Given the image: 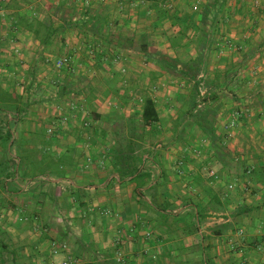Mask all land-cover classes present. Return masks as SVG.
Wrapping results in <instances>:
<instances>
[{
    "label": "crops",
    "instance_id": "crops-1",
    "mask_svg": "<svg viewBox=\"0 0 264 264\" xmlns=\"http://www.w3.org/2000/svg\"><path fill=\"white\" fill-rule=\"evenodd\" d=\"M106 1L79 16L72 1L47 0L51 12L71 17L53 22L54 55L14 23L11 34L0 31V87L18 100L0 103V264L59 256L80 264H264V172H256L264 164V0ZM7 38L22 40L9 48ZM61 54L70 57L66 72L51 80L37 72L39 58ZM97 69L104 79L93 78ZM196 80L205 93L190 113L187 87ZM54 87L66 111L49 124ZM146 94L159 117L148 125L140 118ZM120 96L125 103L111 104ZM244 107L249 115L229 126ZM175 127L193 137L175 141ZM165 129L178 144L139 140ZM69 131L80 138L67 141ZM116 131L133 134L125 138L135 141L131 157L115 159L111 149L127 144L104 141ZM133 154L134 179L117 168L134 163Z\"/></svg>",
    "mask_w": 264,
    "mask_h": 264
},
{
    "label": "rangeland",
    "instance_id": "rangeland-1",
    "mask_svg": "<svg viewBox=\"0 0 264 264\" xmlns=\"http://www.w3.org/2000/svg\"><path fill=\"white\" fill-rule=\"evenodd\" d=\"M70 1H72V4H75V6L77 8V11H75V12H76V15H79V16H81L82 13H85V11H84L85 8H87L88 11H90V8H92V10L93 9L94 10H96V9L99 10V8L103 9L102 8V5L107 2L106 0H87L88 2H86V0H74V1L73 0H70ZM46 2H47V0H46ZM46 2L45 1L41 2V0H39V1L38 0H0V31L3 32V34H4V32H6V33L8 32L9 34H11V32H10V30H12V27L11 26H12V24L15 21V18L17 16H34V18H36V19H40L42 17L43 20H45L48 17V20L46 22H48V23H53L54 22L55 24H59L60 21H63L64 23L71 22V19H70L71 17H69V15L66 14L68 10H64V11L62 10V12L59 10V11H57L54 14V12H51L50 11L51 8H52V5L50 4L47 7V5L45 4ZM47 3H51V2H47ZM47 12H48V15L46 14ZM50 13L54 15L53 20L51 18H49ZM59 18H62V19H59ZM71 27H72V29L75 28V30L78 29V28H80V26L79 27L78 26H75L74 28H73V26H71ZM71 27H69V28L71 29ZM55 39H56V37H55ZM21 40H22V38H19V39L17 38V41L8 39L7 41H9L10 43H8L7 45H9V48H11L12 46H14V44L17 47L19 44H16L15 42H18V41L20 42ZM5 52L10 53L9 51H5ZM15 52H16L15 54H17V50H15ZM56 53H57V51H56ZM56 53H54V54H56ZM10 55H11V53H10ZM59 56H66V55L65 54H61ZM213 56H215V54H213ZM55 57H57V56L50 57V59H48V61H46V62H43L41 60L42 58H39L38 59L40 61H39V65H38L37 72L40 75H42V76H43V72H45L46 75H44V76H47L49 78V80H51L52 76H55L57 73L63 74V72L64 71L66 72L67 71L66 69L68 68V65H63V66L58 67V68L55 67V65H54V59H55ZM28 58L30 59L31 57L29 56ZM18 60H19V58H18ZM84 71L85 70H82L81 72H84ZM190 71H191V73L194 74V72L197 71V69H194L193 67H191ZM198 71L199 72H203V65H200ZM95 72H96V75L93 76V78H95V79H97V78L104 79L105 74H103L102 71H100V70L97 69ZM126 72L127 71H125L123 74L125 75ZM84 73H86V71ZM116 73H117V76L120 75V74L123 75L122 73H120L119 69L118 70L116 69L112 74H116ZM67 75H69V74H67ZM87 76L88 75L82 74V77H84V78H87ZM113 76H115V75H113ZM132 77H133V75H132ZM193 86H194V83L190 87H187V89L190 91L187 94H189V95L192 94V92H193L192 91ZM129 88L131 89L132 92H134L136 90H139V88L137 87L136 84L130 85ZM198 89H199L198 95L201 93V91H202L203 94L205 93L203 84L198 83ZM163 92L166 93V91H163ZM55 93H56L55 87L53 89H50L49 88V90H48V96H47V98L49 100V102L47 104L48 105L47 114H48V120H49L48 123L49 124L51 123L50 121L54 117H56V116L59 117L60 114H62L64 111H66V108L63 107V106H60L61 103L60 102H57L58 100H56V98L58 97V95L57 94L55 95ZM110 101H111V104L115 103V105H118L117 103H125L124 98L121 97V96L119 97V100L118 99L116 100L113 97V99H111ZM56 103L59 104L58 105L59 107H56L55 106ZM104 103H102L103 106H105ZM130 104H131L130 106H127L128 109L132 110V112L135 113L136 110H137L136 109V103H134V101H132ZM176 104H177V105H175V108L177 109L176 111L181 112V110H184V109H182L183 108L182 105L179 106V104H181V103L178 102ZM201 108H202V106H201ZM249 113H250V111H249ZM238 119H239V117H238ZM181 122H183V121H181ZM166 123L167 122H165L164 124H166ZM182 124L183 125H186L185 128L187 127V124L186 123L183 122ZM152 131L153 132L147 134L146 137L143 136V138H142V136H141L139 140L140 141H143V144H174L175 143V142L170 141L171 134L168 131H166V129L163 132L161 130H159L158 132H156V130H152ZM54 133L55 132H54L53 129L47 131L48 136L51 137V138H54V136H53ZM132 135L133 134H131V133L130 134H126V133L121 132V131H119V132L116 131V132L108 133L107 134V137L104 136L103 139H104V141L107 144H109V143L110 144L111 143L119 144V142H121V144H127L126 139H125L126 136L132 137ZM68 136L69 137L71 136V137L69 138ZM180 136H181V138H183L182 141H185L186 142V140H188L191 137H193V134H191V133H189V134L186 133L185 134V131L184 132L182 131V133L180 134ZM66 137H67V141H68V139H69V141L70 140L72 141L73 140V137L74 138L76 137V141L80 138V136H76V133H72L70 131H69V134L67 133V136ZM172 137L174 139V135H172ZM96 139H97L98 144L102 142L100 139H98V138H96ZM109 140H111V142H109ZM104 141L102 143L105 144ZM86 142H87V140H86ZM245 142L249 143L248 141H245ZM252 142H253V140H252ZM78 143L79 144H82V143L84 144L85 142L84 141L82 142L80 140V141H78ZM134 143H135V141H134ZM137 144H141V143H137ZM175 144H178V143H175ZM179 144H183V143L182 142H179ZM186 144H188V143H186ZM203 144H206V143L203 142ZM48 169H49V172H51L52 170H53L52 172H56L55 168L53 166H51V165H48ZM50 169H52V170L50 171ZM43 249H47V248H43ZM62 249L65 250V247L62 246ZM60 257H62V256L57 257V259H55V260H61V259H59ZM48 259H51V258H47V257L37 258L36 260L29 262V264H41V263H43L44 261H46ZM16 264H21V262H17ZM70 264H80V263L71 261Z\"/></svg>",
    "mask_w": 264,
    "mask_h": 264
},
{
    "label": "trees",
    "instance_id": "trees-1",
    "mask_svg": "<svg viewBox=\"0 0 264 264\" xmlns=\"http://www.w3.org/2000/svg\"><path fill=\"white\" fill-rule=\"evenodd\" d=\"M15 26L21 27L23 30L31 32L33 34V37L38 40L40 44L44 46V49L50 53L54 54L56 53V44L54 43V38L55 35L59 32V28L55 27L53 23H47L44 20L41 19H36L34 16H17L15 18V21L13 22ZM195 78V74L192 76ZM198 83L199 81L196 80L194 83V86L192 88V94L190 95V103H189V108L187 112L189 111L192 113L193 109L196 108L197 106V96L199 93L198 89ZM195 92V93H194ZM194 93V94H193ZM212 98V96H210ZM13 101V103H16L18 100H11V94L8 91L3 90L0 87V103L2 104H10ZM12 105V104H10ZM14 106V105H13ZM16 108V106H14ZM140 118L141 121L144 125L151 124L152 122H157L159 120L158 117V112L155 107V102L154 100L149 96L145 95L142 98V107H141V113H140ZM178 127V125L176 124ZM212 125L209 119L207 118L206 115H203V130L208 133V135L211 138H214V135L212 134ZM177 128L175 127L174 131V140H180V134L182 133L181 131L177 132ZM213 136V137H212ZM140 137V136H139ZM129 144H135L133 141L128 140L127 145H124L122 150H117L115 148L111 149V153L113 154L115 159H119V157L122 158V151L125 153L123 158H128L131 157V153H133L134 150L133 148L130 147ZM128 156V157H127ZM140 158V156H137V154H133V162L134 163H128L127 166L120 165L117 167L118 170L123 173L124 168L125 170H128L129 174L134 175L133 179L136 178L139 175L140 167L135 166V159ZM124 167V168H121ZM256 172L258 173H263L264 172V164L261 165ZM144 175H142L143 177ZM141 177V178H142ZM203 264V261L201 262Z\"/></svg>",
    "mask_w": 264,
    "mask_h": 264
},
{
    "label": "built area",
    "instance_id": "built-area-1",
    "mask_svg": "<svg viewBox=\"0 0 264 264\" xmlns=\"http://www.w3.org/2000/svg\"><path fill=\"white\" fill-rule=\"evenodd\" d=\"M192 8H193V10L198 9L196 4H194ZM69 61H70L69 56L56 57L54 59V65H55V67L58 68V67H61L63 65H67L69 63ZM249 111H250V108H248V107H244L243 109L238 110L230 118L228 125L233 126L237 122L239 116L249 115ZM208 175L212 178H215V179L218 178L217 174L214 171H208ZM228 187L232 188L233 184H229ZM41 264H70V262L68 260H65V259H61V260L52 259V260L45 261Z\"/></svg>",
    "mask_w": 264,
    "mask_h": 264
}]
</instances>
